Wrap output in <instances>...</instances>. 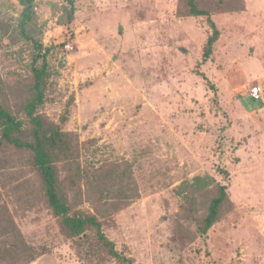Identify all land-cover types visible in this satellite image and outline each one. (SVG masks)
Here are the masks:
<instances>
[{
  "label": "rangeland",
  "instance_id": "obj_1",
  "mask_svg": "<svg viewBox=\"0 0 264 264\" xmlns=\"http://www.w3.org/2000/svg\"><path fill=\"white\" fill-rule=\"evenodd\" d=\"M180 1L74 0L71 23L69 0L35 1L29 27L53 71L39 113L78 134L74 213L98 215L122 260L68 240L28 154L7 146L0 264H264V0H198L209 15L195 18ZM24 10L0 0V98L27 123L39 52ZM223 185L232 209L202 234Z\"/></svg>",
  "mask_w": 264,
  "mask_h": 264
},
{
  "label": "trees",
  "instance_id": "obj_2",
  "mask_svg": "<svg viewBox=\"0 0 264 264\" xmlns=\"http://www.w3.org/2000/svg\"><path fill=\"white\" fill-rule=\"evenodd\" d=\"M35 1L20 0L25 9L21 33L27 41L34 43L39 52L34 60L27 86L29 98L21 107L27 123L3 108L0 98V147L11 146L19 153L28 154L30 161L27 162L37 171L49 207L54 217L59 220L61 231L68 240L81 242V246L84 243L89 248L101 245L103 249L108 248L113 259L122 260V255L116 251L115 244L103 232L98 215L74 213L71 194L78 189L81 180V145L78 134L65 131L60 124L39 113V109L46 104L53 71L47 61V52L43 53L39 36L35 34L32 26L29 27L35 17ZM180 3L178 13L181 17L209 15L200 8L201 3L198 0H181ZM69 4L71 9L66 8L68 19L62 23H71L75 19L74 0H69ZM211 24L214 34L207 41L204 52L206 58L211 56L213 45L219 38L218 29L212 21ZM40 59L43 61L39 62ZM231 207L228 187L220 186L217 192L210 194L208 215L200 232L207 234L222 219L226 211H231Z\"/></svg>",
  "mask_w": 264,
  "mask_h": 264
},
{
  "label": "built area",
  "instance_id": "obj_3",
  "mask_svg": "<svg viewBox=\"0 0 264 264\" xmlns=\"http://www.w3.org/2000/svg\"><path fill=\"white\" fill-rule=\"evenodd\" d=\"M262 94V89L260 87H256L252 90V96L255 98H259Z\"/></svg>",
  "mask_w": 264,
  "mask_h": 264
}]
</instances>
